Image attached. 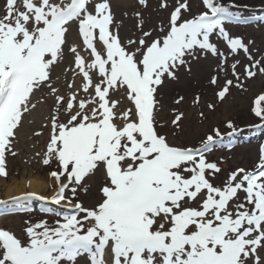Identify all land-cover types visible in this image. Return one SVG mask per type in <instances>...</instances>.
<instances>
[{"label": "snow or ice", "instance_id": "snow-or-ice-1", "mask_svg": "<svg viewBox=\"0 0 264 264\" xmlns=\"http://www.w3.org/2000/svg\"><path fill=\"white\" fill-rule=\"evenodd\" d=\"M91 3L4 0L0 177L7 178L6 153L15 155L12 143L23 115L35 108L31 97L47 87L55 109L43 164L57 162V169L49 173L55 191L50 197L28 192L23 198L55 205L64 202L62 206L74 214L55 226L46 221L31 224L25 230L26 241L0 229V264H76L82 254L89 264H264V146L254 170L238 168L223 186H215L212 179L221 169L205 153L217 138L222 139L219 129H213L214 134H208L199 147L178 146L157 130L155 118L158 89L165 77L177 79L179 67L187 65L185 57L195 58L196 49L223 57L210 41L212 35L222 38L233 54L249 53L252 41L245 44L225 27V21L236 19L230 8L239 6L202 0L206 11L182 20V10L189 11L188 0H177L162 37L148 42L151 32L145 31L138 41L124 44L111 30L114 19L108 0L95 3L92 10ZM139 3L146 5V0ZM72 23H78L91 57L86 62L77 45H68L83 79L81 91L87 94L80 99L75 92L67 97L57 94L51 84L52 72L64 58ZM248 59L253 58L248 55ZM225 60L218 66L221 71ZM237 63L231 67L239 80ZM253 69L264 74V61L245 66L248 78L256 75ZM93 72L98 77L95 82ZM210 83L215 85L217 77ZM231 85L232 80L225 81L218 99L226 96ZM115 93L131 106L117 111L121 99H113ZM262 102L264 94L253 102L252 112L261 122L254 127L264 126ZM182 116L178 113L171 122L177 129ZM226 126L231 129L228 136L238 131L231 121ZM98 169L106 176L102 199L91 208L78 200L73 203L78 191L87 192L84 181ZM241 191L246 194L243 202H234L240 200Z\"/></svg>", "mask_w": 264, "mask_h": 264}, {"label": "rangeland", "instance_id": "rangeland-1", "mask_svg": "<svg viewBox=\"0 0 264 264\" xmlns=\"http://www.w3.org/2000/svg\"><path fill=\"white\" fill-rule=\"evenodd\" d=\"M97 2L100 0H92L89 5L90 10ZM108 2L114 19L111 30L118 32L119 39L124 44L130 39L138 41L145 31L151 32V36L146 38L148 42L162 37L167 31L170 13L177 6V0H146V5H141L139 0H108ZM214 2L229 6L235 3L239 6L230 8L235 13L236 19L225 21V27L232 37L242 38L245 44L252 41L249 45V53L245 54L240 50L233 54L222 38L212 35L210 41L217 46L218 53H223V57L200 49H196L195 58L185 57L187 65L179 67L176 72L177 79L165 77L163 85L158 89L156 99L159 105L155 118L157 130L161 134H167L169 142L178 146L199 147L208 134H214L213 129H219L222 139L217 138L213 149L205 155L209 162H215L221 169L212 179L213 184L223 186L228 175L238 168L249 171L255 169V165L259 162L260 148L264 146V127L258 131L252 128L259 122L252 108L256 97L264 94V74L257 69H253L256 75L252 78H248L245 74V66H250L255 60L264 61V0H214ZM162 3H166L167 7H161ZM3 4L4 0H0V15L3 13ZM188 5L189 11L182 10V20L206 11L202 0H188ZM161 28L164 32H161ZM67 42L64 58L52 72L51 84L57 88V94L67 97L75 92L78 99L86 98L87 94L81 91L82 76L75 69L73 55L68 51V45L75 44L86 62H90L89 51L84 49L82 38L79 36L78 23L70 25ZM97 47H100L99 43ZM248 55L253 59L249 60ZM225 58L224 70L221 71L218 66ZM237 61L239 63L236 64L235 71L239 75V80L232 74L231 67ZM92 75L94 82L97 81L96 74L93 72ZM213 76L217 77L215 85L210 83ZM226 80H232V85L221 100L218 99L217 93L224 87ZM70 83L73 85L71 89L68 87ZM237 83L242 86L237 87ZM179 97L183 99L176 103ZM197 97H199L198 103L194 102ZM112 98L121 99L117 111L131 106L120 93L113 94ZM31 103L35 104V108L30 107V111L23 115L22 122L16 130L12 143V151L15 155L6 153L7 178L0 177V205L23 202L20 209L0 213V229L10 231L21 241L28 239L25 230L31 224L46 221L49 225L55 226L58 220L63 222L59 219L60 216L70 215L72 212L71 208L58 207L50 202L42 206L37 202L39 199L23 198L24 194L29 192L28 178L31 176L39 177L44 181L46 189L41 191V194L47 196L52 190L55 191V181L49 173L57 169V162L54 159L49 165L43 164L44 152L51 133L50 117L55 109L54 96L50 93V89L45 87L33 94ZM209 104L214 107L209 108ZM178 113H183L179 121V129L171 123ZM60 118L64 119L63 114ZM229 121L238 129L234 139L230 141L226 135L230 130L226 126ZM21 180L25 191L21 195L5 198L4 192L8 185ZM105 183V173L102 169H98L94 175L84 181L87 192L78 191L73 203L78 200L85 208L95 206L102 199L101 188ZM245 195L242 191L239 192L240 200L234 202H243ZM14 197L20 199H13ZM28 201L29 204H26ZM76 264H89L86 254H82Z\"/></svg>", "mask_w": 264, "mask_h": 264}, {"label": "bare ground", "instance_id": "bare-ground-1", "mask_svg": "<svg viewBox=\"0 0 264 264\" xmlns=\"http://www.w3.org/2000/svg\"><path fill=\"white\" fill-rule=\"evenodd\" d=\"M45 189H46V185L41 178L36 177V176H31L28 178V190H29V192H36L37 194L45 196L44 194H41V191H44ZM24 191H25V189H24V185H23V180H21L19 182H14L13 184H10V186L8 185V188L4 192V197L8 198V197L14 196V195H21ZM53 191L54 190L49 192L47 194V197H50L53 194ZM37 202L43 206L44 203H49L50 201L39 200ZM26 204H29V201ZM62 205L63 204L55 205V206L62 207ZM22 206H23L22 201L11 202L9 204L0 205V213L3 211H14V210L22 208Z\"/></svg>", "mask_w": 264, "mask_h": 264}, {"label": "trees", "instance_id": "trees-1", "mask_svg": "<svg viewBox=\"0 0 264 264\" xmlns=\"http://www.w3.org/2000/svg\"><path fill=\"white\" fill-rule=\"evenodd\" d=\"M251 10V9H250ZM254 106V105H253ZM261 106H264V102H262V105ZM257 119H258V123H257V125H261V122H260V120H259V118L258 117H256ZM264 126H259V127H254V126H252V128L255 130V131H258V130H261L262 128H263ZM231 131V129L227 132V133H229ZM227 133H226V135H227ZM237 133V132H236ZM236 133H234V134H236ZM232 135V136H228L227 135V138H228V141H230V140H233L234 139V136L235 135ZM254 170V169H253Z\"/></svg>", "mask_w": 264, "mask_h": 264}]
</instances>
